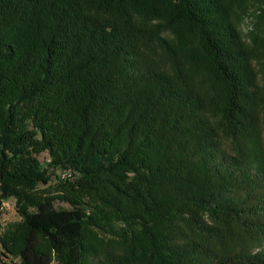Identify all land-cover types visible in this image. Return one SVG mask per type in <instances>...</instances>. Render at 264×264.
Instances as JSON below:
<instances>
[{
	"label": "trees",
	"instance_id": "obj_1",
	"mask_svg": "<svg viewBox=\"0 0 264 264\" xmlns=\"http://www.w3.org/2000/svg\"><path fill=\"white\" fill-rule=\"evenodd\" d=\"M7 200L13 264H264V0H0Z\"/></svg>",
	"mask_w": 264,
	"mask_h": 264
},
{
	"label": "rangeland",
	"instance_id": "obj_2",
	"mask_svg": "<svg viewBox=\"0 0 264 264\" xmlns=\"http://www.w3.org/2000/svg\"><path fill=\"white\" fill-rule=\"evenodd\" d=\"M252 28V24H251V19H247L246 22L244 23L242 29L245 33H247L248 31H250ZM41 161L44 165H46V163L49 161V156L47 154H43L41 156ZM56 175L59 176V177H64L66 174L62 171H57L56 172ZM57 181V178L56 177H53V180H52V183L56 182ZM56 206L58 208H69V205L67 204H64V203H61V202H57ZM20 220V217L15 209V201L14 200H10V204L8 206H6L4 208V211H3V216L2 218L0 219V231L3 229V227H5L7 224L9 223H12V222H16V221H19ZM259 251H264V243L262 245H257V247L254 249V252H259ZM1 258V262L0 264L2 263H5V264H13L11 263V261H8L4 258Z\"/></svg>",
	"mask_w": 264,
	"mask_h": 264
},
{
	"label": "built area",
	"instance_id": "obj_3",
	"mask_svg": "<svg viewBox=\"0 0 264 264\" xmlns=\"http://www.w3.org/2000/svg\"><path fill=\"white\" fill-rule=\"evenodd\" d=\"M10 204V200L4 201L2 204V211H4V208Z\"/></svg>",
	"mask_w": 264,
	"mask_h": 264
}]
</instances>
